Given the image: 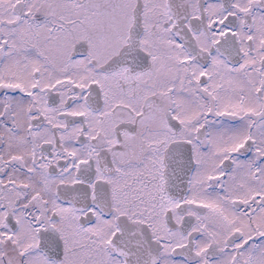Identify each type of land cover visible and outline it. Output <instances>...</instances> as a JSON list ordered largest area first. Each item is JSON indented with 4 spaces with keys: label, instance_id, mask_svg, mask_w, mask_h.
Wrapping results in <instances>:
<instances>
[{
    "label": "snow or ice",
    "instance_id": "snow-or-ice-1",
    "mask_svg": "<svg viewBox=\"0 0 264 264\" xmlns=\"http://www.w3.org/2000/svg\"><path fill=\"white\" fill-rule=\"evenodd\" d=\"M0 264H264V0H0Z\"/></svg>",
    "mask_w": 264,
    "mask_h": 264
}]
</instances>
